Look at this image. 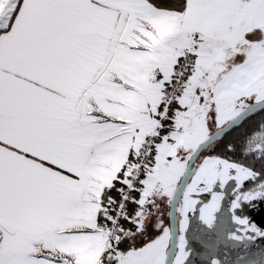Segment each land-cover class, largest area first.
I'll return each mask as SVG.
<instances>
[{"label": "snow or ice", "instance_id": "snow-or-ice-1", "mask_svg": "<svg viewBox=\"0 0 264 264\" xmlns=\"http://www.w3.org/2000/svg\"><path fill=\"white\" fill-rule=\"evenodd\" d=\"M260 112L264 0H0V264H264Z\"/></svg>", "mask_w": 264, "mask_h": 264}, {"label": "trees", "instance_id": "trees-1", "mask_svg": "<svg viewBox=\"0 0 264 264\" xmlns=\"http://www.w3.org/2000/svg\"><path fill=\"white\" fill-rule=\"evenodd\" d=\"M264 119V112L257 113L253 116H251L249 119L245 120L244 123L235 129H233L228 136L226 137L227 140L232 141L235 143L238 148H237V153L233 157L236 160H240L241 156L239 153V145L243 142L244 137L251 133L257 126V124ZM245 163H248V161H245ZM255 168L259 170L260 168V163L257 162L255 164ZM131 209V205L129 206ZM248 215L252 217V219L261 227H264V205H261L260 208H258L255 211H248Z\"/></svg>", "mask_w": 264, "mask_h": 264}, {"label": "rangeland", "instance_id": "rangeland-1", "mask_svg": "<svg viewBox=\"0 0 264 264\" xmlns=\"http://www.w3.org/2000/svg\"><path fill=\"white\" fill-rule=\"evenodd\" d=\"M231 197V189L229 188L226 193L225 201L223 202L225 205H227L229 198ZM205 199H210V197L205 196ZM191 215V214H190ZM163 219L165 221V224H169L168 215H167V207L164 206V216ZM192 222L195 224L197 222L196 217H192ZM193 247L197 249V255L193 258L192 264H203V262L206 260V255L203 253V251L200 249V246L198 244L193 243ZM257 247L264 249V240H257L255 244L253 245V250H255ZM235 249L231 251L229 254V259H235L236 255Z\"/></svg>", "mask_w": 264, "mask_h": 264}, {"label": "water", "instance_id": "water-1", "mask_svg": "<svg viewBox=\"0 0 264 264\" xmlns=\"http://www.w3.org/2000/svg\"><path fill=\"white\" fill-rule=\"evenodd\" d=\"M168 220H169V224L171 223V220H170V218L168 217Z\"/></svg>", "mask_w": 264, "mask_h": 264}, {"label": "crops", "instance_id": "crops-1", "mask_svg": "<svg viewBox=\"0 0 264 264\" xmlns=\"http://www.w3.org/2000/svg\"><path fill=\"white\" fill-rule=\"evenodd\" d=\"M134 207L133 205H131V208Z\"/></svg>", "mask_w": 264, "mask_h": 264}]
</instances>
